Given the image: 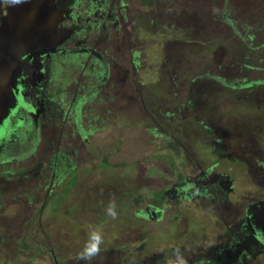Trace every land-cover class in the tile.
I'll return each mask as SVG.
<instances>
[{"label": "rangeland", "instance_id": "1", "mask_svg": "<svg viewBox=\"0 0 264 264\" xmlns=\"http://www.w3.org/2000/svg\"><path fill=\"white\" fill-rule=\"evenodd\" d=\"M116 1L126 14L116 42L129 58L138 51L137 84L132 74L126 84L95 81L99 89L82 105L81 127L71 112L60 147L76 168L45 206L44 178L5 196L0 264H87L76 256L89 224L104 233L91 264H154L173 247L190 257L214 241L223 205L210 192L181 196L177 183L202 170L226 172L235 206L261 193L264 83L234 85L264 78V0ZM81 71L75 68L73 78ZM85 81L68 88L74 93ZM30 188L39 190L30 196ZM159 199L162 214L140 212ZM110 200L115 219L106 215Z\"/></svg>", "mask_w": 264, "mask_h": 264}, {"label": "flooded vegetation", "instance_id": "2", "mask_svg": "<svg viewBox=\"0 0 264 264\" xmlns=\"http://www.w3.org/2000/svg\"><path fill=\"white\" fill-rule=\"evenodd\" d=\"M5 1L0 18L5 14L6 6L14 0ZM59 3L66 8L61 22L66 35L53 52L44 55L42 62L45 73L34 77L25 87L23 95H20L21 103L17 112L11 114L0 130L3 136L0 139V208L5 196H11L18 186L39 182L43 178L48 189L45 206L52 188L75 167L73 162L67 161L66 149L60 147L64 139L65 122L71 112L75 110L74 121L81 127L82 105L93 100V92L99 89L95 81L100 83L115 79L126 84L132 74L130 80L133 83L138 70V51L130 54L132 58H129L116 42L120 41L121 30L126 22L122 1L59 0ZM75 68L82 70L77 78L71 74ZM121 73L124 76L119 79ZM81 79H86L81 89L76 86L74 93L70 91V83L73 80L80 82ZM91 128L87 131H92ZM81 131L87 133L82 128ZM45 139H48V143L41 149L44 150L43 155L34 160ZM231 177L226 172L212 175L202 170L198 175L188 176L177 183L179 190L185 192L181 196L189 199L192 193L206 195L210 192L223 205L220 208L221 220L216 221L218 226L222 223L214 241L200 245L194 255L190 252V257L185 253L188 264H264V237L261 242L253 238V234L260 236L255 225L257 222L253 219L261 218L264 214V182L260 187L261 193L245 196L246 200L240 206H235L231 199L234 192V179ZM33 190L39 189L30 188L26 192L31 196ZM173 191L175 194L178 190L176 188ZM168 193L164 191V195ZM163 203L158 207L157 204L153 205L152 209L146 208L144 212L160 215ZM163 257L161 255L151 261L163 264Z\"/></svg>", "mask_w": 264, "mask_h": 264}, {"label": "water", "instance_id": "3", "mask_svg": "<svg viewBox=\"0 0 264 264\" xmlns=\"http://www.w3.org/2000/svg\"><path fill=\"white\" fill-rule=\"evenodd\" d=\"M4 2L0 0V14ZM65 10L59 0H14L6 6L0 18V130L17 112L25 87L45 73L44 55L65 37ZM260 217L253 219L260 234H253L257 242L264 237V214Z\"/></svg>", "mask_w": 264, "mask_h": 264}, {"label": "clouds", "instance_id": "4", "mask_svg": "<svg viewBox=\"0 0 264 264\" xmlns=\"http://www.w3.org/2000/svg\"><path fill=\"white\" fill-rule=\"evenodd\" d=\"M117 206L115 200H110L106 206V215L115 219L117 216ZM104 243V233L102 228L89 224L87 227V239L84 241L81 251L77 254L78 261H85L87 264L100 255L101 246ZM163 264H188V259L185 257L180 247H173L170 249L171 255L165 250Z\"/></svg>", "mask_w": 264, "mask_h": 264}, {"label": "trees", "instance_id": "5", "mask_svg": "<svg viewBox=\"0 0 264 264\" xmlns=\"http://www.w3.org/2000/svg\"><path fill=\"white\" fill-rule=\"evenodd\" d=\"M247 66H248V65H247ZM213 76H214V75H213ZM215 77H216V79H215V80H218V79H220V76H215ZM244 78H245V77H244ZM262 83H264V82L262 81V82H260V83H257V82L255 83V82H248V81H247V83H246V84H247V85H250V84H252V85H251V87H252L253 89H256V88H258V87H259V86H257V85H258V84H261V85H262ZM234 86H242V84H237V85H234ZM75 168H76V167H74V169H73V170H75ZM73 170H72V171H73ZM162 194H163L162 192H159V193H158V196H159V195H161V196H162ZM162 202H163V200H162V199H159V200H156V201H155V204H157L156 206L158 207V205H161V204H162ZM155 204H154V205H155ZM158 209H160V208H158ZM141 210H142L143 212L145 211V209H144V208H141Z\"/></svg>", "mask_w": 264, "mask_h": 264}, {"label": "crops", "instance_id": "6", "mask_svg": "<svg viewBox=\"0 0 264 264\" xmlns=\"http://www.w3.org/2000/svg\"><path fill=\"white\" fill-rule=\"evenodd\" d=\"M247 67H248V68L250 67L251 70H252L253 68H255L254 66H249V65L246 66V68H247ZM247 81H248V82H255V83L257 82V83H260V82H262V81L264 82V78H261V79H258V80H256V79H248V80H247V79L244 78V79H243V82H244V83H242V82L239 83V82H238V84H242V86H239V87H240V88H248V87H251L252 84L247 85V84H246Z\"/></svg>", "mask_w": 264, "mask_h": 264}]
</instances>
